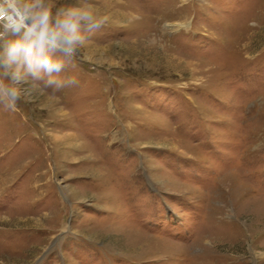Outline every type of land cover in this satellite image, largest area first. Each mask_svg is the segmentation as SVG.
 <instances>
[{
  "label": "rangeland",
  "instance_id": "1",
  "mask_svg": "<svg viewBox=\"0 0 264 264\" xmlns=\"http://www.w3.org/2000/svg\"><path fill=\"white\" fill-rule=\"evenodd\" d=\"M90 2L78 84L0 108V264H264V0Z\"/></svg>",
  "mask_w": 264,
  "mask_h": 264
},
{
  "label": "clouds",
  "instance_id": "2",
  "mask_svg": "<svg viewBox=\"0 0 264 264\" xmlns=\"http://www.w3.org/2000/svg\"><path fill=\"white\" fill-rule=\"evenodd\" d=\"M90 0L59 6L57 0H0V108L15 112L29 101L27 81L52 95L78 84V51L106 26Z\"/></svg>",
  "mask_w": 264,
  "mask_h": 264
}]
</instances>
